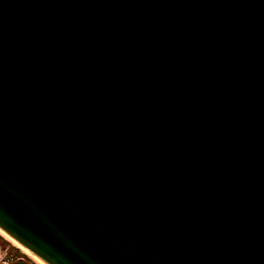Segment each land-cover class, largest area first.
<instances>
[{"label": "water", "instance_id": "water-1", "mask_svg": "<svg viewBox=\"0 0 264 264\" xmlns=\"http://www.w3.org/2000/svg\"><path fill=\"white\" fill-rule=\"evenodd\" d=\"M0 231L44 264H264V0H0Z\"/></svg>", "mask_w": 264, "mask_h": 264}, {"label": "rangeland", "instance_id": "rangeland-1", "mask_svg": "<svg viewBox=\"0 0 264 264\" xmlns=\"http://www.w3.org/2000/svg\"><path fill=\"white\" fill-rule=\"evenodd\" d=\"M0 238L3 241H5V243H6V244H4V246H1L0 245V264H6V263H3V261H6L8 259L9 254H7V256H6V253H7L6 250H9L10 247L16 249L18 251V253L20 255H22L26 259V262H28L30 264H40L37 260H34L25 251L21 250L19 247H17L16 245H14L11 241H9L1 233H0ZM18 260H22V259H18ZM8 263H10V262H8Z\"/></svg>", "mask_w": 264, "mask_h": 264}, {"label": "trees", "instance_id": "trees-1", "mask_svg": "<svg viewBox=\"0 0 264 264\" xmlns=\"http://www.w3.org/2000/svg\"><path fill=\"white\" fill-rule=\"evenodd\" d=\"M4 244H6L5 241H3L0 238V245L4 246ZM6 251H7L6 256H7V254H9V256H8V259L6 261H3V263H8L11 261L13 262V261H16L18 259H22V260L26 261V259L22 255H20L16 249L10 247L9 250H6Z\"/></svg>", "mask_w": 264, "mask_h": 264}, {"label": "bare ground", "instance_id": "bare-ground-1", "mask_svg": "<svg viewBox=\"0 0 264 264\" xmlns=\"http://www.w3.org/2000/svg\"><path fill=\"white\" fill-rule=\"evenodd\" d=\"M0 233L6 237L9 241H11L14 245H16L17 247H19L21 250L25 251L27 254H29L34 260H37L40 264H44L43 262H41L40 260H38L36 257H34L32 254H30L28 251H26L25 249H23L21 246H19L17 243H15L12 239H10L8 236H6L3 232L0 231Z\"/></svg>", "mask_w": 264, "mask_h": 264}, {"label": "flooded vegetation", "instance_id": "flooded-vegetation-1", "mask_svg": "<svg viewBox=\"0 0 264 264\" xmlns=\"http://www.w3.org/2000/svg\"><path fill=\"white\" fill-rule=\"evenodd\" d=\"M7 252V251H6Z\"/></svg>", "mask_w": 264, "mask_h": 264}]
</instances>
